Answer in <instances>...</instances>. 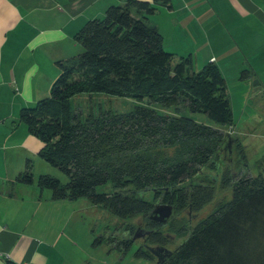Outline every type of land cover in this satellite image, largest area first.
<instances>
[{
  "label": "trees",
  "instance_id": "1",
  "mask_svg": "<svg viewBox=\"0 0 264 264\" xmlns=\"http://www.w3.org/2000/svg\"><path fill=\"white\" fill-rule=\"evenodd\" d=\"M169 1L112 4L103 17L87 20L74 34L82 50L56 61L59 74L49 95L20 113L43 142L40 156L68 176L63 183L43 173L36 182L55 200L86 197L121 220L143 217L153 228L144 242L165 248L168 238L159 227L166 222L150 218L154 202L143 193L152 190L153 199L178 209L200 208L220 192L222 198L208 214L188 228L180 226L177 233L185 238L169 249L166 264H264V177L241 173L246 148L229 132L232 108L218 66L208 62L195 70L189 55L173 63L161 33L146 21L156 3ZM84 92L147 98L176 113L137 104L126 112L91 108L83 115L72 108L71 97ZM181 110L205 113L218 127ZM226 140L231 163L218 177L212 171L220 170ZM18 179L34 180L29 162ZM107 184L111 190H99ZM227 191L228 198L222 194ZM132 225L124 227L129 238L115 247L122 243L126 248L132 241ZM136 254L152 257L150 249Z\"/></svg>",
  "mask_w": 264,
  "mask_h": 264
},
{
  "label": "crops",
  "instance_id": "2",
  "mask_svg": "<svg viewBox=\"0 0 264 264\" xmlns=\"http://www.w3.org/2000/svg\"><path fill=\"white\" fill-rule=\"evenodd\" d=\"M124 2L0 0V264L62 263L52 255L56 239L42 238L34 227L38 221L34 211L40 210L41 201L62 199H52L50 192L46 197L36 182L47 173H34V161L44 159L39 154L43 142L20 113L49 95L59 74L56 61L82 50L74 34L84 23ZM146 21L161 33L173 60L189 55L195 70L208 62L218 66L232 108L234 124L229 132L240 130L235 125L234 98L246 97L240 118L251 98L264 106V0L158 2ZM242 70H248L245 78L240 77ZM28 162L34 180L23 182L18 176Z\"/></svg>",
  "mask_w": 264,
  "mask_h": 264
},
{
  "label": "rangeland",
  "instance_id": "3",
  "mask_svg": "<svg viewBox=\"0 0 264 264\" xmlns=\"http://www.w3.org/2000/svg\"><path fill=\"white\" fill-rule=\"evenodd\" d=\"M176 61L174 59L173 63ZM244 99H246L245 96L234 98V107H237L235 125L236 129L240 130L236 131L231 128L232 133L240 137V141L246 148L247 163L241 173L252 176L260 174L264 177V106H257L256 102L258 101L254 102L251 98L245 113L240 118ZM137 104L152 107L166 114L176 113L174 107H167L158 102H149L147 98L138 100L129 94L114 95L103 92L90 94L84 92L71 97L72 108L81 110L83 115L89 113L91 108L96 109V111L101 108L116 113L126 112L132 110ZM181 113L189 115L199 122L218 127V124L205 113L190 112L189 110H181ZM228 146V140H226L223 143L221 160L218 162L220 170L218 172L212 171L218 177L221 168L226 166L227 162L231 163L232 155L229 157L230 155L227 153ZM39 171H47V174L59 178L63 183L68 180V176L61 169L44 159L34 161L35 175H38ZM99 190L109 191L111 186L110 184L100 186ZM44 191L48 197L47 194L50 191L46 188ZM143 194L147 199L153 200L154 206L162 202L160 198L153 199L152 190ZM222 194L226 198L230 197L229 191ZM221 198L219 192L210 202H206L200 208L188 206L174 208L169 220L164 226L159 227L168 238L166 247L170 250L175 249L185 238V234L177 233L180 226L188 228L189 225L195 224L200 218L208 214ZM51 202L50 199L49 201L43 199L39 205L40 210L34 211V217L38 220L34 227L42 235V238L56 239V252L52 255H57V262L61 263L62 261L61 264H157L156 256L153 253L152 257L136 254L139 249L143 251L150 249L141 237V232H138L136 236L133 235L139 228L149 229L151 227L143 217L121 220L101 205L93 204L86 197H79L77 200L63 199L57 203ZM127 224H133L132 241L126 248L122 243L119 248L115 247V243L122 238H129L128 232L124 229ZM112 237H115V240L112 241ZM97 239L99 241H96Z\"/></svg>",
  "mask_w": 264,
  "mask_h": 264
},
{
  "label": "water",
  "instance_id": "4",
  "mask_svg": "<svg viewBox=\"0 0 264 264\" xmlns=\"http://www.w3.org/2000/svg\"><path fill=\"white\" fill-rule=\"evenodd\" d=\"M172 211H173L172 204L161 202L153 207L150 213V218L165 223L170 218ZM136 235H138V232L134 234V236ZM169 251H170L169 249H166V254H170Z\"/></svg>",
  "mask_w": 264,
  "mask_h": 264
},
{
  "label": "flooded vegetation",
  "instance_id": "5",
  "mask_svg": "<svg viewBox=\"0 0 264 264\" xmlns=\"http://www.w3.org/2000/svg\"><path fill=\"white\" fill-rule=\"evenodd\" d=\"M153 228L150 227L149 229H137L136 232H134L133 234L137 233V232H141L142 235L141 237H143V240L145 239L146 235L147 234H150L152 232ZM145 241V240H144ZM147 246H149L151 252L156 256V259H157V264H166V258L168 257L167 255L169 254H166V249L168 248H165L162 246V244H150V243H146Z\"/></svg>",
  "mask_w": 264,
  "mask_h": 264
},
{
  "label": "built area",
  "instance_id": "6",
  "mask_svg": "<svg viewBox=\"0 0 264 264\" xmlns=\"http://www.w3.org/2000/svg\"><path fill=\"white\" fill-rule=\"evenodd\" d=\"M25 264H31L30 262H27V263H25Z\"/></svg>",
  "mask_w": 264,
  "mask_h": 264
}]
</instances>
